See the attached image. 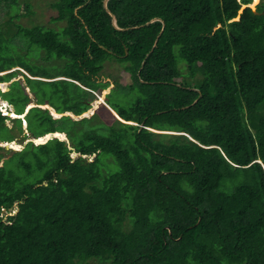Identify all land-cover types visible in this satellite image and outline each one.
I'll list each match as a JSON object with an SVG mask.
<instances>
[{
    "label": "trees",
    "instance_id": "trees-1",
    "mask_svg": "<svg viewBox=\"0 0 264 264\" xmlns=\"http://www.w3.org/2000/svg\"><path fill=\"white\" fill-rule=\"evenodd\" d=\"M1 1L18 8L8 24L21 17L19 0ZM103 2L56 0L60 30L0 29V82L25 78L0 88L18 115L28 88L37 105L86 112L91 93L59 110L39 85L63 102L70 84L106 88L111 58L133 79L116 88L137 93L127 107L102 103L111 120L102 106L78 120L32 106L29 134L24 117L10 127L0 110V142L65 132L72 146L0 145V264H264V0H110L124 31ZM154 17L165 28L151 51L163 25L147 24ZM52 57L65 59L64 75L40 69Z\"/></svg>",
    "mask_w": 264,
    "mask_h": 264
},
{
    "label": "rangeland",
    "instance_id": "rangeland-1",
    "mask_svg": "<svg viewBox=\"0 0 264 264\" xmlns=\"http://www.w3.org/2000/svg\"><path fill=\"white\" fill-rule=\"evenodd\" d=\"M56 0H19V12L21 17L20 18H15L14 17V21L11 24H8L7 21H9V19L14 16L18 10L17 7H14L13 9L15 11H12V7H10L9 5H6L3 1L0 2V29L4 30L8 29L9 26V30L10 33H8L9 36H12L14 32L17 31V25H21V26H26V27H30L32 26L33 23L37 22L41 25H44L45 27L48 28H53L56 30H60L62 28V26L64 25L63 22H55L52 20V18L54 16L57 15V10L52 6V4L55 2ZM260 0H253L252 4H250V6L252 7H256L257 3ZM27 5H29V9L27 8ZM247 6V5H245ZM244 7V6H243ZM16 12V13H15ZM5 36L7 37V35L5 34ZM15 42H17V46L16 48L18 49V51H20L21 49V41L20 40H16ZM16 49L10 51L11 55H17V53H19ZM22 53V52H21ZM41 55V51L39 49V56ZM65 59L61 58L59 61L57 60V57H52L50 58V60L45 63L42 59H39V64L40 69L45 72V73H52L53 75L55 74H63L64 75V71H65V66L64 65ZM181 68L184 69L183 64H181L180 66ZM100 80L103 82H108L109 86L107 89L105 90H95V92H89L85 89V91H83L82 86L80 83H78L80 86V90H78L76 87L72 86V84L69 85L70 90L72 91V93H70V97L71 100H67V102H63L61 101L62 98L59 97V95H54L53 94V86L50 84H40V91L41 90H46L49 92V99L50 102L55 105L57 107V109L59 110H64L65 108L69 107L71 104L70 102L72 101V97L75 94L74 92H78L80 94H87V93H91V95H86V98L90 99L91 98V108L87 110V114L89 116H92V114H94L97 110H99V108L102 109L99 111V118L101 119V121L103 119H108L111 120V116H110V112H108V106L105 104H102L104 102H102L104 100L105 95L108 97L107 101L110 103L116 102L118 104L121 105H126V107L131 103V101L134 100L135 96L137 95L136 92L132 91V93L129 92H122V88H116L118 83L117 81H119V83H123L124 85L126 84H131L133 82V79L131 77V72L127 71V69L125 68V64L119 60L116 59H108L105 64H104V68L101 72V75L99 76ZM63 78V77H62ZM14 79H21L24 84H25V78L23 75H19L17 77H15ZM13 79V80H14ZM58 79V78H57ZM68 80V79H66ZM10 84L9 82H2L1 83V88L2 90H5L7 88V86ZM65 83L61 82V86H63ZM116 88V89H115ZM29 91V95L32 98V103L34 104V102L36 101L35 99V95L32 91H30V89H27ZM29 104L28 106L32 105ZM106 103V102H105ZM107 107V108H106ZM110 107V106H109ZM6 108L10 111L9 113H7L8 110H6ZM28 109V107H27ZM0 110L2 111V114L6 115L8 118L5 120L6 124L10 127H12L14 125V119L17 118L12 114V110L15 111V106L13 104H8L4 103L2 98H0ZM110 110L113 111V109L110 107ZM52 112V109H51ZM83 114V113H82ZM56 116V115H55ZM58 118V117H57ZM110 118V119H109ZM144 124H141V127ZM23 127H25V124L23 122ZM24 134H29L27 132L26 129H24ZM23 133H21L20 135L17 134V138L14 140V142H7L8 146H11L9 148H6L7 150L12 149V150H17V149H21L24 146V143H26L27 139L22 141V135ZM4 135L5 132H4ZM50 134L46 135L45 137H42L41 139H37V143L39 142H44L46 139L50 138ZM59 136H61V138H63L62 140H65L64 138L66 137L64 134H60ZM67 143L69 144L70 147L71 146V141L69 140V138L66 139ZM8 156L10 155V153L7 154ZM7 157V156H6ZM72 157L75 158L77 157V153L76 152H72ZM4 159V158H2ZM2 159L0 160V165H2ZM16 207L13 209L12 213H16ZM9 215L8 213H5V218L6 216ZM85 260L82 261L81 264H84ZM93 264H112V260H99V259H94Z\"/></svg>",
    "mask_w": 264,
    "mask_h": 264
},
{
    "label": "water",
    "instance_id": "water-1",
    "mask_svg": "<svg viewBox=\"0 0 264 264\" xmlns=\"http://www.w3.org/2000/svg\"><path fill=\"white\" fill-rule=\"evenodd\" d=\"M109 2H110V0H104V2H103V5H104V8L106 9V11L109 13V15L111 16V20H112V24H113V26L117 29V30H120V31H124V30H127V29H129L130 27H122V26H120L119 24H118V19H117V15L110 9V7H109ZM248 6V5H247ZM246 6H244L243 8H245ZM242 11V10H241ZM155 21H162V23H163V25H162V29H161V31H160V33L158 34V36H157V38H156V40H155V43H154V45H153V47H152V49H151V51H153L154 50V48L157 46V44H158V41H159V39H160V37H161V34L163 33V31H164V28H165V21L161 18V17H154V18H152L151 20H149L148 22H147V24H150V23H152V22H155ZM140 26H143V25H135L134 26V28H139ZM149 54H147V56H148ZM145 64V60L143 61V63H142V67H143V65ZM14 80H17V79H14ZM13 80H11L10 82H12ZM1 83L2 82H0V86H1ZM1 88V87H0ZM199 91V90H198ZM201 96V93H200V95H199V97ZM106 99V98H105ZM198 100H199V98H197L195 101H194V104L195 103H197L198 102ZM37 104L36 103H34L33 104V106H36ZM37 106H40V107H42V108H47V109H50V111H51V108H53L50 104H48V103H45V104H43V105H37ZM56 111V110H55ZM52 113V112H51ZM57 114H58V116H55L53 113V115L55 116V117H62V116H71L72 118H74V119H76V120H78V119H81V118H83V117H89V115L87 114V112H84L83 114H81V115H76V114H74L73 112H71V111H66V112H63V113H58V112H56ZM23 116L22 117H24L23 119H24V124H25V127H24V129H26L27 130V121L25 120V116H26V113L25 114H22ZM21 116H19L18 118H20ZM26 121V122H25ZM27 132H28V130H27ZM56 133H62V132H53V133H47V134H45V135H48V134H50L51 135V137L50 138H48V139H46L44 142H39V143H37L36 141H35V137H32V138H27V141H26V143L27 142H29V141H33L35 144H41V143H45V142H47L49 139H52L53 137H57V138H59V139H61L62 140V138H61V136H59V135H56ZM63 133H65V132H63ZM66 134V133H65ZM42 136H40V137H36V138H41ZM68 137H66L65 138V140L67 139ZM7 142H9V141H4V142H0V145L1 146H4L5 148H9V147H11V146H8V144H7ZM12 142V141H11ZM22 149V148H21ZM17 150H20V149H17Z\"/></svg>",
    "mask_w": 264,
    "mask_h": 264
},
{
    "label": "bare ground",
    "instance_id": "bare-ground-1",
    "mask_svg": "<svg viewBox=\"0 0 264 264\" xmlns=\"http://www.w3.org/2000/svg\"><path fill=\"white\" fill-rule=\"evenodd\" d=\"M32 103V102H31ZM30 103V104H31ZM32 105H33V103H32ZM32 105H30V106H28V109L32 106ZM52 109V113L54 114V115H56V116H58V114L56 113L57 111H55L53 108H51ZM11 115H13V116H23V115H17L14 111H12V114ZM60 134H63V133H56V135H60ZM49 135V134H48ZM46 136V135H45ZM45 136H43V137H45ZM51 137V136H50ZM42 138V137H41ZM41 138H34L35 139V141H37V139H41ZM66 138V137H65ZM14 142V141H13Z\"/></svg>",
    "mask_w": 264,
    "mask_h": 264
},
{
    "label": "clouds",
    "instance_id": "clouds-1",
    "mask_svg": "<svg viewBox=\"0 0 264 264\" xmlns=\"http://www.w3.org/2000/svg\"><path fill=\"white\" fill-rule=\"evenodd\" d=\"M249 5H250V4H249ZM251 7H252V6H251ZM107 88H108V87L104 88V90L107 89ZM84 89H86L87 91L89 90L87 87H84ZM97 90H98V89H97ZM90 91L95 92V90H92V89H91ZM105 97H106V99H105ZM105 97H104V100L102 101V102H104V103H105V102L107 101V99H108V97H107L106 95H105ZM2 100H3V99H2ZM3 102H4V103H7L8 101L3 100ZM8 103H9V102H8ZM8 103H7V105H8ZM9 104H10V103H9ZM7 110H8V109H7ZM9 112H10V111L8 110L7 113H9ZM86 112H87V111H86ZM15 113H16V112H15ZM17 115H18V114H17ZM16 117L18 118L19 116H16ZM20 118H22V117H20ZM22 119H23V118H22ZM23 120H24V119H23ZM16 208H17V207H16ZM16 211H17V209H16ZM12 214H15V213H12Z\"/></svg>",
    "mask_w": 264,
    "mask_h": 264
},
{
    "label": "crops",
    "instance_id": "crops-1",
    "mask_svg": "<svg viewBox=\"0 0 264 264\" xmlns=\"http://www.w3.org/2000/svg\"><path fill=\"white\" fill-rule=\"evenodd\" d=\"M102 82H103V81H102ZM99 89H100L101 91L104 90V88H102V87H100ZM105 98H106V97H105ZM7 103H8V102H7ZM34 103H35V102H34ZM8 104H9V103H8ZM32 106H33V105H32ZM32 106H31V107H32ZM27 107H28V106H27ZM31 107H30V108H31ZM30 108H29V109H30ZM29 109L26 108L25 113H27V111H28ZM53 109L56 110L54 107H53ZM12 111H14V110H12ZM14 112H15V111H14ZM25 113H23V114H25Z\"/></svg>",
    "mask_w": 264,
    "mask_h": 264
},
{
    "label": "built area",
    "instance_id": "built-area-1",
    "mask_svg": "<svg viewBox=\"0 0 264 264\" xmlns=\"http://www.w3.org/2000/svg\"><path fill=\"white\" fill-rule=\"evenodd\" d=\"M6 110H7V108H6Z\"/></svg>",
    "mask_w": 264,
    "mask_h": 264
}]
</instances>
